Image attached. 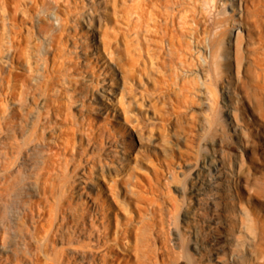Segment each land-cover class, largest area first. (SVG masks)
I'll return each mask as SVG.
<instances>
[{"label":"bare ground","instance_id":"obj_1","mask_svg":"<svg viewBox=\"0 0 264 264\" xmlns=\"http://www.w3.org/2000/svg\"><path fill=\"white\" fill-rule=\"evenodd\" d=\"M197 3L205 17L202 28L210 45L195 49L196 63L183 71L191 83L177 105L179 115L191 112V116L190 106L198 101L196 131H189L193 155L182 158L179 153V160L169 166L164 177L166 191H161L168 198L167 220L160 217L155 221L153 212L161 210L162 203L154 196L147 199L153 206L151 211L142 217L138 213L145 226L152 225L157 233L164 235V227L168 229L170 245L154 246L147 254L151 259L148 263L137 254L133 264H251L254 258L239 230L253 239L252 218L233 189L235 174L243 163L240 137H246L234 83L239 69L241 28L237 18L243 14L241 0ZM186 9L175 11L178 27L187 22ZM44 10L42 3L33 12L31 35L36 41L27 52L26 73L14 75L13 83L4 77L7 86L0 92V264H109L106 251L111 248L108 242L113 234L105 209L100 202L97 206L95 198L83 195L79 181L93 187L95 170L107 177L123 175L119 168H127L122 166L130 133L110 126L113 133L105 130L100 132L99 142L92 141L94 135L86 126L83 109L85 95L80 89L83 82L91 81L87 78L85 46L72 43L73 37L69 38L59 23L55 9L48 12L54 26L40 25L38 14ZM175 36L170 34L165 51L180 49L181 44L174 43ZM9 43L10 50L17 51V45ZM104 52L114 60L106 63V69L119 70L109 45ZM181 60L178 57L179 64ZM4 61L10 60L6 56ZM97 83L105 84L103 79ZM126 90L122 89V97L130 108L135 96ZM163 113L170 134L181 139L188 135L177 129L178 116L173 110ZM64 121L66 127L62 126ZM151 125L145 121L134 125L138 140L152 143ZM116 176L110 180L115 182ZM132 244L137 249L138 245Z\"/></svg>","mask_w":264,"mask_h":264},{"label":"rangeland","instance_id":"obj_2","mask_svg":"<svg viewBox=\"0 0 264 264\" xmlns=\"http://www.w3.org/2000/svg\"><path fill=\"white\" fill-rule=\"evenodd\" d=\"M198 1L0 0V79L3 80L0 92L7 86L5 78L13 83L16 81L14 75L26 73L24 68L27 69L30 60L27 52H30V44L36 41L31 35L35 20L33 12L43 3L45 10L38 14L40 25L54 26L48 12L55 9L59 14V23L69 32V38L73 37L72 43L85 46V59L89 64L87 78L91 81L83 82L80 89L85 95L83 109L87 118L86 126H89L88 130L91 128L90 132L94 135L92 141L99 142L105 130L109 134L113 133L110 126L130 133L127 158L124 160L125 166H122L127 168H119L120 174L124 172L121 177L114 173L117 178L112 182L110 179L115 176L108 178L95 170L97 177L93 180V187L88 188L79 181V190L83 195L95 198L97 206L100 202L105 209L106 221L113 234L108 242L112 249L106 251L109 264H133L137 254L144 263H148L151 259L147 254L154 246L170 245L171 234L168 229L164 227V235L157 233L152 225L146 224L147 228L141 217L144 212L151 211L153 206L147 199L154 196L162 203L161 210L153 212L155 221L158 222L160 217L167 220L169 204L164 194V177L168 175L169 166L179 160L180 154H183L182 158H192L193 155L189 131H196L195 124L200 117L198 101L190 106L191 116V112L179 115L177 105L191 83L190 77L184 76L183 71L196 63L195 49L202 50L204 45H210L203 33L205 17ZM241 7L243 14L237 18L241 28L240 49L237 53L239 69L234 83L238 116L244 125L246 137H240L243 163L235 174L233 189L239 203L252 218L253 239L243 229H239L245 245L254 251L250 263L264 264V0H241ZM185 8L187 22L178 27L175 11ZM172 33L177 35L174 37L176 46L181 44L177 52L174 48L169 52L164 48ZM9 41L24 48L19 50L16 46L17 51L10 50ZM107 45L112 49V56L116 58L115 63L120 71L106 69V63L113 60L104 52ZM6 56L9 63L4 61ZM178 57L182 59L181 64L178 63ZM102 79L104 85L97 83ZM122 89H127L135 96L133 102L129 103L130 108L124 104ZM165 110H173L178 116L177 129L181 134L185 131L188 134H185L187 137H183L184 140L170 134L169 124L161 117ZM135 118L147 124L153 123V126H149L154 128L152 143L138 140L133 130L138 122ZM169 122L173 123V119H169ZM66 124V121L62 122V126L66 127ZM157 190L161 191L162 196ZM139 227L143 232H140ZM140 233L143 235L140 236ZM132 243L138 245L137 249ZM138 248L142 249V253H139Z\"/></svg>","mask_w":264,"mask_h":264}]
</instances>
